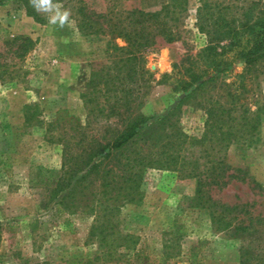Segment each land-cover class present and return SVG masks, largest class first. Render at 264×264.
I'll return each instance as SVG.
<instances>
[{
	"label": "rangeland",
	"instance_id": "obj_1",
	"mask_svg": "<svg viewBox=\"0 0 264 264\" xmlns=\"http://www.w3.org/2000/svg\"><path fill=\"white\" fill-rule=\"evenodd\" d=\"M86 1L99 12L108 3ZM164 1L116 0V6L156 10ZM249 1L253 0H213L229 6L227 20L238 21ZM198 5L199 0H188L183 38L168 43L159 40L147 53L145 68L155 81L142 97L140 111L165 112L182 95L171 79H188L191 70L201 73L207 67L206 36L195 25ZM58 6L70 12L63 27L49 22ZM44 11L46 21L37 22L15 0L0 4V52L5 55V42L18 34L36 41L25 60L1 59L7 66H0V264H75L81 259L115 264V259L103 255L105 248L89 237L93 215L80 211L83 201L64 210L58 204L62 194L50 200L44 188L31 184L38 169L61 168L66 143L72 155H78L82 141H88L93 124L85 125L87 110L81 94L86 91L91 63L107 60L106 38L89 40L80 33L71 0L56 2L51 11ZM114 41L124 44L120 38ZM243 66L241 60L234 61L195 99L183 104L178 124L187 141L201 138L207 129L206 107L217 106L231 92L247 105L250 116H258L257 130L243 127L226 148L219 149L214 138L186 143L181 167L195 176L147 168L141 199L119 205L115 221L122 231L139 237L138 245L153 263L160 261L164 242L173 255L165 264L264 262V63L247 73ZM26 104L37 106L43 124L37 118L25 123ZM239 114L235 109L228 116ZM216 156L223 158L226 167L224 177L211 182ZM196 177L208 179L202 193L208 207L196 198ZM121 251L125 250L118 249L114 255Z\"/></svg>",
	"mask_w": 264,
	"mask_h": 264
},
{
	"label": "trees",
	"instance_id": "obj_2",
	"mask_svg": "<svg viewBox=\"0 0 264 264\" xmlns=\"http://www.w3.org/2000/svg\"><path fill=\"white\" fill-rule=\"evenodd\" d=\"M4 1L0 0V4ZM15 1L35 21H46L43 8L37 12L30 0ZM60 1L63 0H52V4ZM71 1L80 33L89 40L106 38L107 60L91 63L86 91L81 94L87 110L85 125L93 124L94 127L88 141H82L83 149L78 155H72L69 143L64 141L61 168L38 169L30 179L31 184L44 188L50 200L62 194L58 204L64 210L69 204L79 206L83 201L80 211L93 215L89 237L105 248L103 255L115 259V264H165L173 256L166 250L167 243L162 245L160 261L151 262L145 248L138 245L139 237L122 231L115 214L121 203L141 199L140 186L147 168L176 170L182 177L195 176L181 167L184 160L181 151L186 143H202L206 138H214L219 149L226 148L238 138L243 127L257 130L258 116H250L247 105L231 92H228V99L224 95L217 106L206 107L207 129L201 138L187 141L178 120L182 105L195 99L203 87L227 72L234 61L244 63L243 73L264 63V0L247 2L239 21L227 20L229 6L213 0H199L195 25L206 36L204 59L207 67L201 73L191 70L188 79L173 77L171 81L182 95L174 106L159 114L140 111L141 99L155 81L154 74L145 68V57L159 40L168 43L183 38L188 0H165L156 10L119 9L116 0H108L106 9L101 12L91 8L86 0ZM36 4L39 6V0ZM116 38L124 44L118 45L114 41ZM35 44L36 41L26 34L8 39L5 55L0 52V66H7L1 59L25 60ZM205 75L207 79H203ZM235 109L240 114L228 116ZM23 111L26 124L33 118L43 124L35 104H26ZM213 163L209 181L219 182L226 166L219 156ZM207 180L196 177V198L202 207L209 206L202 201ZM211 204L218 206L215 202ZM121 248L125 251L115 256ZM94 262L81 259L75 264Z\"/></svg>",
	"mask_w": 264,
	"mask_h": 264
},
{
	"label": "clouds",
	"instance_id": "obj_3",
	"mask_svg": "<svg viewBox=\"0 0 264 264\" xmlns=\"http://www.w3.org/2000/svg\"><path fill=\"white\" fill-rule=\"evenodd\" d=\"M30 3L37 12H41V8L47 11H51L53 7L52 0H39V6H37L36 0H30ZM69 16H70L69 11L65 10L62 12L58 6L56 7L55 15L49 18V22L51 24L58 23L60 27H63L66 23L69 22Z\"/></svg>",
	"mask_w": 264,
	"mask_h": 264
}]
</instances>
